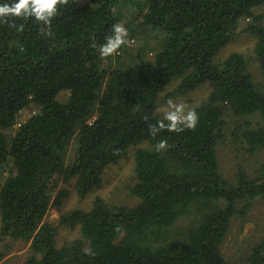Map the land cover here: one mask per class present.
Wrapping results in <instances>:
<instances>
[{"label": "trees", "instance_id": "trees-1", "mask_svg": "<svg viewBox=\"0 0 264 264\" xmlns=\"http://www.w3.org/2000/svg\"><path fill=\"white\" fill-rule=\"evenodd\" d=\"M128 1L140 23L121 36ZM242 22L250 57L217 58ZM263 22L264 0H0V235L29 242L23 264H230L221 246L232 221L264 205V159L229 182L217 146L228 135L249 155L264 151V84L250 71L264 77ZM139 31L150 46L103 64L102 51L110 59ZM200 87L206 97L183 121L159 114ZM129 158L135 204L95 196L61 215L80 238L57 246L58 226L43 220L66 195L58 179L74 180L82 200ZM246 260L264 264V232Z\"/></svg>", "mask_w": 264, "mask_h": 264}, {"label": "rangeland", "instance_id": "rangeland-1", "mask_svg": "<svg viewBox=\"0 0 264 264\" xmlns=\"http://www.w3.org/2000/svg\"><path fill=\"white\" fill-rule=\"evenodd\" d=\"M117 16L120 30L119 34L121 36L128 35L127 25H129V27H134L140 23V19H134L136 10L130 1L120 8ZM246 26L247 22L241 23L236 40L223 47L219 51L217 58L224 59L233 52L241 53L246 58L248 56L250 57L253 38L249 32L244 31ZM132 35L133 36L129 35V37L123 41L122 50L115 51L114 47L111 48L110 59L105 58L109 51H102L101 57L103 64L111 62V68L114 67L115 63L113 61L116 56H120V63H128L138 54L137 52L140 47L145 45L150 46L151 40L146 39L142 31L135 32V34ZM148 50L146 51L148 52ZM148 55L152 57L153 53H148ZM250 71L255 80L258 79L264 84V77L259 73L255 64H251ZM206 94V88L200 87L186 96L163 101L159 106L158 112L162 117L171 121H183L186 114L190 111V108L200 104L205 99ZM67 95L68 92H61L58 98L62 100ZM35 109L36 108L32 105L23 109L18 114L17 125L8 133L12 135L18 128L19 123L24 122L30 115L35 113ZM229 127L231 129L233 125L230 124ZM217 151L220 172L223 174L224 179L229 182H235V177L239 169L245 171L249 175H255L256 167L262 163L264 159V151H258L249 155L240 145L234 144L228 135L218 144ZM71 154H73V151H69V155ZM101 181L102 185L99 188L91 189L87 196L80 200L74 190V180L63 182L61 179H58L55 192L65 191L66 195L60 199L59 205L52 204L49 207L43 220L58 226L56 235L57 246H67L73 240L80 238L79 229L77 227L70 228L63 224L59 225L61 215L73 209H88L95 196H100L106 202L114 205L131 207L135 204L136 198L130 192V187L135 182V171L132 158L126 160L122 159L116 165H111L106 168L101 176ZM182 224L184 226L183 222ZM263 232L264 205L262 202L258 201L254 202V205L244 218L237 216L232 221L228 236L221 246L222 255L230 264H247L248 249L261 239ZM28 252L29 242L2 237L0 235V264H23Z\"/></svg>", "mask_w": 264, "mask_h": 264}, {"label": "built area", "instance_id": "built-area-1", "mask_svg": "<svg viewBox=\"0 0 264 264\" xmlns=\"http://www.w3.org/2000/svg\"><path fill=\"white\" fill-rule=\"evenodd\" d=\"M115 42V41H114Z\"/></svg>", "mask_w": 264, "mask_h": 264}]
</instances>
